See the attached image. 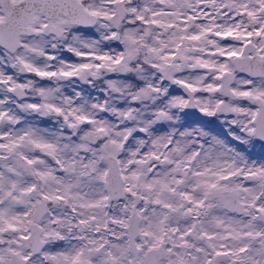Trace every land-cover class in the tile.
<instances>
[{"label": "snow or ice", "instance_id": "1", "mask_svg": "<svg viewBox=\"0 0 264 264\" xmlns=\"http://www.w3.org/2000/svg\"><path fill=\"white\" fill-rule=\"evenodd\" d=\"M0 264H264V0H0Z\"/></svg>", "mask_w": 264, "mask_h": 264}]
</instances>
